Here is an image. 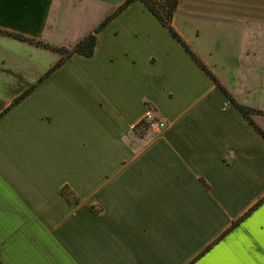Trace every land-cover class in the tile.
<instances>
[{
    "label": "crops",
    "instance_id": "0c3cea01",
    "mask_svg": "<svg viewBox=\"0 0 264 264\" xmlns=\"http://www.w3.org/2000/svg\"><path fill=\"white\" fill-rule=\"evenodd\" d=\"M125 1L0 0V29L71 47ZM173 26L264 131V0H179ZM149 106L167 129L129 137ZM262 199L264 138L141 1L0 120V264H264V201L234 226Z\"/></svg>",
    "mask_w": 264,
    "mask_h": 264
},
{
    "label": "trees",
    "instance_id": "16d2710c",
    "mask_svg": "<svg viewBox=\"0 0 264 264\" xmlns=\"http://www.w3.org/2000/svg\"><path fill=\"white\" fill-rule=\"evenodd\" d=\"M141 1L146 7L156 16V18L161 22V24L168 30L170 35L188 52V54L193 58V60L200 66V68L210 77V79L226 94L231 103L239 110L242 115V118L249 122L258 133L264 138V131L259 128L252 120V116L263 114L261 111L245 107L238 103L227 91V89L221 84L215 74L210 70V68L200 59V57L191 49L188 43L183 39V37L176 31L173 26V19L178 10L179 0H126L123 5H121L114 13L107 16L98 27H96L91 33L84 37L81 41L74 44L71 47H52L47 44H44L40 41H35L29 39L23 35L12 33L0 29V34H3L14 39L42 46L43 48L50 49L53 52H56L60 55V59L57 63L39 80L37 84L43 82L47 77H49L55 70L63 66L67 61L72 59L75 55L84 56L90 58L94 56L96 51V46L98 43L99 34L101 31L112 22L119 14L125 11L129 6L134 2ZM36 85L31 86L21 96L15 99L10 106H8L4 111L0 113V120L17 104H19L28 94H30L35 88ZM61 195L71 204H79L81 199L80 197L68 186H64L61 189ZM264 199L260 200L246 215L237 220L234 223V226L239 224L244 220L255 208H257Z\"/></svg>",
    "mask_w": 264,
    "mask_h": 264
},
{
    "label": "rangeland",
    "instance_id": "374dc122",
    "mask_svg": "<svg viewBox=\"0 0 264 264\" xmlns=\"http://www.w3.org/2000/svg\"><path fill=\"white\" fill-rule=\"evenodd\" d=\"M0 44V97L2 98H10L14 94L23 92L27 88L23 80H35L42 72L44 73L52 68L57 60V56L51 51L21 46L16 41L6 40L5 43L1 42ZM170 44L168 41L166 47H172ZM76 69H84L83 64L77 66ZM32 104L36 105L32 106L34 109L46 108L51 111H57V101L50 98L39 99V97H36ZM4 127L7 129L8 125L6 124ZM134 136L135 131L129 137ZM45 154L48 156L46 150ZM53 154L52 152L49 153V155ZM48 162L57 167V164L52 160Z\"/></svg>",
    "mask_w": 264,
    "mask_h": 264
},
{
    "label": "built area",
    "instance_id": "2783aa9c",
    "mask_svg": "<svg viewBox=\"0 0 264 264\" xmlns=\"http://www.w3.org/2000/svg\"><path fill=\"white\" fill-rule=\"evenodd\" d=\"M167 127V122L158 116L154 108L149 106L143 114L142 119L137 124L131 126V131L142 128L147 131L160 133L166 130Z\"/></svg>",
    "mask_w": 264,
    "mask_h": 264
},
{
    "label": "snow or ice",
    "instance_id": "6c2138e0",
    "mask_svg": "<svg viewBox=\"0 0 264 264\" xmlns=\"http://www.w3.org/2000/svg\"><path fill=\"white\" fill-rule=\"evenodd\" d=\"M261 224H264V212H262L261 215ZM261 243L264 244V232H261ZM207 264H237V262L228 259L227 257H222L220 259L211 260L207 262Z\"/></svg>",
    "mask_w": 264,
    "mask_h": 264
}]
</instances>
